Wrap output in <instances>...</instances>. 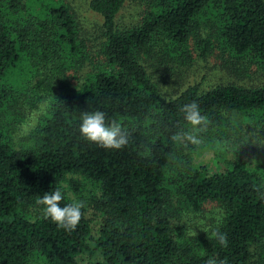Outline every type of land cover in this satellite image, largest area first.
I'll use <instances>...</instances> for the list:
<instances>
[{"label":"trees","instance_id":"obj_1","mask_svg":"<svg viewBox=\"0 0 264 264\" xmlns=\"http://www.w3.org/2000/svg\"><path fill=\"white\" fill-rule=\"evenodd\" d=\"M128 2L142 9L121 23ZM25 5L0 0V264H264V199L255 190L264 187V0H88L101 16L96 51L66 4H40L37 19L23 16ZM209 56L229 78L181 85L173 66ZM21 64L49 68L26 100L48 102L16 142L10 130L24 110L9 74ZM192 101L210 123L199 145L177 143L173 134L190 131L180 109ZM95 110L123 123L125 147L81 137L82 113ZM222 140H231V156ZM83 180L97 188L93 215L84 206L69 233L35 201L60 188L61 205L71 203ZM208 206L217 217L199 240L176 234V212Z\"/></svg>","mask_w":264,"mask_h":264},{"label":"rangeland","instance_id":"obj_2","mask_svg":"<svg viewBox=\"0 0 264 264\" xmlns=\"http://www.w3.org/2000/svg\"><path fill=\"white\" fill-rule=\"evenodd\" d=\"M26 1L25 7L28 8L26 10L23 9L22 13L25 18H38L40 17L39 11L36 8H40V4L48 1L49 3L56 4H66L70 10V12L76 18V21L79 26L80 36L83 38L84 42H86L90 47H92V51H96L98 46L103 40L102 29H101V16L90 9L88 5V0H24ZM30 3V5H29ZM32 6L33 8H31ZM142 4L139 2H128L124 5L118 15V21L121 23H130L135 22L139 17V13L141 12ZM9 19H15L14 15L9 14ZM175 67V75L177 79H179L183 85L184 82L188 81H200L201 85L204 88L213 85L216 82L226 81L229 77L228 75L232 73L226 72V66L221 64V62L215 58V56H209L207 59H202L200 57L191 60L188 64L173 66ZM15 71V72H14ZM12 73L9 74L11 80L12 78H16L17 80L13 83L14 93L19 96V101L21 105H23V116L14 124L12 123V128L10 130V135L12 139L18 142L24 134H27L34 126L37 117L44 112L47 105V98L40 100L38 105L35 107H30L26 100L30 98V95L33 93V85L36 82V79L42 78L46 76V72L49 71L48 67L45 68H30L29 66H25L21 64V67L18 66ZM161 78V77H160ZM58 78H55V82ZM170 79V78H169ZM57 83V82H56ZM54 83V88L57 89ZM164 88L172 89L177 86H170L171 81H164ZM232 117L234 119H239L240 116L237 112L232 113ZM241 120V119H240ZM191 130V125H190ZM240 135H237L239 137ZM215 143L219 142V140L214 139ZM225 147L223 149L228 150L227 155L231 156V140L221 141ZM220 148L222 146L220 145ZM212 151H208L203 154H195L196 161L198 160H208L210 156H212ZM177 158L176 165L181 164ZM213 161H216L213 159ZM184 162V161H183ZM216 164H218L216 162ZM221 166H224L220 162ZM249 164L252 166L256 165V161L250 157ZM66 185H68L66 181ZM73 187V186H72ZM67 188V187H66ZM80 191H77L76 200L83 201L84 206L87 209V214L91 217L94 211L91 209V198L97 191L96 186L86 180H83V184L79 185ZM209 207V206H208ZM217 209L215 207H209L204 211H190L189 212H176L173 218V224L176 231V234H180L183 239L186 241H194L199 240L202 229H210L212 226V222L214 217H217ZM94 223V222H92ZM187 223V224H186ZM188 225H198L192 227H188ZM93 234L96 233V225L92 224Z\"/></svg>","mask_w":264,"mask_h":264},{"label":"clouds","instance_id":"obj_3","mask_svg":"<svg viewBox=\"0 0 264 264\" xmlns=\"http://www.w3.org/2000/svg\"><path fill=\"white\" fill-rule=\"evenodd\" d=\"M180 111L183 113L184 120L191 125V130L177 132L172 135L171 139L177 143L199 145L202 143L199 133L207 130L210 121L205 115L201 114L196 101L183 105ZM79 133L82 138L100 147L116 150L125 147L129 143L130 136L129 131L122 122L116 119L107 120L105 112L101 110L84 111L82 113ZM255 190L260 198L264 199V187L257 186ZM63 199L64 196L61 189L56 188L54 191L45 192L42 197L37 198L35 203L42 206L43 216L46 219H50L58 227L70 233L77 228L83 217L82 209L84 208V203L80 200H73L71 203L61 205ZM193 226L199 227L198 225H188L192 229ZM202 230L204 231V229ZM212 237L221 246H227L226 233L216 229L212 232ZM205 264H227V261H218L216 258L210 257L205 261Z\"/></svg>","mask_w":264,"mask_h":264}]
</instances>
